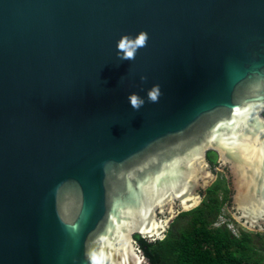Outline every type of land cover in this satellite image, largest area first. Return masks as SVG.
Here are the masks:
<instances>
[{
    "label": "water",
    "instance_id": "1",
    "mask_svg": "<svg viewBox=\"0 0 264 264\" xmlns=\"http://www.w3.org/2000/svg\"><path fill=\"white\" fill-rule=\"evenodd\" d=\"M210 152L264 233V0H0V264H151Z\"/></svg>",
    "mask_w": 264,
    "mask_h": 264
},
{
    "label": "trees",
    "instance_id": "2",
    "mask_svg": "<svg viewBox=\"0 0 264 264\" xmlns=\"http://www.w3.org/2000/svg\"><path fill=\"white\" fill-rule=\"evenodd\" d=\"M230 196L225 179L217 180L199 207L177 217L187 220L178 232L171 229L157 242L135 239L151 264H264V244L258 247L250 232L236 234L226 223L217 225Z\"/></svg>",
    "mask_w": 264,
    "mask_h": 264
},
{
    "label": "clouds",
    "instance_id": "3",
    "mask_svg": "<svg viewBox=\"0 0 264 264\" xmlns=\"http://www.w3.org/2000/svg\"><path fill=\"white\" fill-rule=\"evenodd\" d=\"M149 34L147 31H141L135 37L131 35H123L117 43V56L122 61L135 60L139 49L147 46ZM141 80H147L146 76H142ZM162 95L161 87L159 84L153 85L147 92V99L149 102L158 103ZM128 100L133 109L139 111L145 104V99L138 93H131Z\"/></svg>",
    "mask_w": 264,
    "mask_h": 264
},
{
    "label": "rangeland",
    "instance_id": "4",
    "mask_svg": "<svg viewBox=\"0 0 264 264\" xmlns=\"http://www.w3.org/2000/svg\"><path fill=\"white\" fill-rule=\"evenodd\" d=\"M211 160L212 161H215L216 159V155L214 154H211ZM224 170H221L219 169L218 171V177L219 179H226L227 180V183L229 185H231V183L229 182V176L227 177L224 173H223ZM186 219H178L176 218L173 223L170 225V227L168 228V231L169 230H174L175 232H178L181 227H183L186 223ZM222 223H226L228 224V226H230L232 228V230H234V232L236 234H239L241 231H246V232H250L256 239V242H257V246H263L264 244V233H258V232H255V231H252V230H249V229H246L245 227L242 226L241 223H239L235 217L233 216V213L231 212L230 210V207L229 206H226L223 211H222V214L221 216L219 217V223L217 222V225L219 224H222ZM261 236V237H258V236Z\"/></svg>",
    "mask_w": 264,
    "mask_h": 264
},
{
    "label": "flooded vegetation",
    "instance_id": "5",
    "mask_svg": "<svg viewBox=\"0 0 264 264\" xmlns=\"http://www.w3.org/2000/svg\"><path fill=\"white\" fill-rule=\"evenodd\" d=\"M209 159V158H208ZM209 161H210V163H211V166H212V169H213V171L217 174L218 173V171H219V169H218V164H217V158L215 159V161H212V160H210L209 159ZM223 173L228 177L229 176V171H228V169L227 168H225L224 169V171H223ZM217 180H220L219 179V177H218V174H217ZM216 180V181H217ZM229 180V179H228ZM225 181L227 182V180L225 179ZM230 182V181H229ZM229 187H230V185H229ZM206 192V191H205ZM205 192H203V195L205 196ZM230 204H231V201H230ZM230 204L228 205L229 207H230ZM168 233V232H167Z\"/></svg>",
    "mask_w": 264,
    "mask_h": 264
},
{
    "label": "built area",
    "instance_id": "6",
    "mask_svg": "<svg viewBox=\"0 0 264 264\" xmlns=\"http://www.w3.org/2000/svg\"><path fill=\"white\" fill-rule=\"evenodd\" d=\"M229 228L232 230V228L229 226ZM234 232V230H232ZM235 233V232H234Z\"/></svg>",
    "mask_w": 264,
    "mask_h": 264
}]
</instances>
